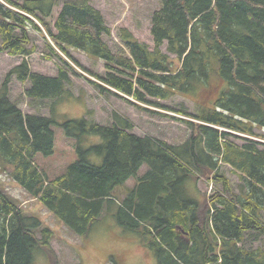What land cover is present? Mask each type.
<instances>
[{
  "label": "trees",
  "instance_id": "1",
  "mask_svg": "<svg viewBox=\"0 0 264 264\" xmlns=\"http://www.w3.org/2000/svg\"><path fill=\"white\" fill-rule=\"evenodd\" d=\"M151 22L153 50L123 29L114 52L103 39L111 30L89 0H0V53L24 57L0 88V171L10 170L20 188L82 237L113 204L118 224L157 264H264V251L243 246L249 232L264 237V143L231 133L258 137L256 130L264 129V0H161ZM29 28L70 71L60 54L86 71L70 50L104 63L106 74L90 83L128 102L153 105L212 88L216 99L211 106L196 103L200 124L180 146L140 137L122 118L111 126L85 117L59 121L55 109L71 94V72L60 68L49 77L30 70L25 58L36 47ZM164 44L179 66L163 53ZM13 75L29 82V101H50L49 117L24 114L10 100ZM54 127L75 141L79 158L51 180L35 160L53 155ZM89 137L100 142L85 146ZM92 155L102 163L91 162ZM222 165L239 175L241 191L231 190ZM143 166L148 169L139 175ZM199 179L222 190L201 202L189 190ZM53 237L0 187V264H35L40 254L58 264Z\"/></svg>",
  "mask_w": 264,
  "mask_h": 264
},
{
  "label": "rangeland",
  "instance_id": "2",
  "mask_svg": "<svg viewBox=\"0 0 264 264\" xmlns=\"http://www.w3.org/2000/svg\"><path fill=\"white\" fill-rule=\"evenodd\" d=\"M92 7L100 11L108 28L110 35L104 36V41L116 52L118 46L122 45L119 38L121 30H128L139 42L146 44L151 50L154 42L151 35L152 16L160 9L161 0H89ZM60 7L54 12L56 17ZM43 19V17H41ZM47 20L54 25L55 19ZM38 23V22H37ZM39 24V23H38ZM28 33L31 45L36 47V52L25 60L30 70L41 75L55 77L59 69L70 71L67 66L47 46L46 41L37 32ZM50 42V39H48ZM51 43V42H50ZM52 44V43H51ZM163 53L175 60V56L167 52V44L162 47ZM71 56L86 70L78 68L70 59L60 54L61 58L71 66L72 79L68 92L71 94L57 103L55 115L59 121L68 119H79L85 117L106 126L115 123L116 118L127 120L132 125L130 132L140 137H150L155 140L165 141L172 146H180L191 138L196 132L195 125L200 124L195 119L196 103L211 106L217 96L216 89H202L199 93L191 96H173L168 101L153 100V105L140 104L132 99L128 102L118 96L102 92L89 80L97 81L93 75L104 76L106 68L99 60L91 59L82 52L70 50ZM24 57L11 56L5 52L0 53V88L4 84L11 70L19 66ZM175 64L178 62L175 60ZM176 65V66H177ZM177 68V67H176ZM29 82L21 83L15 75L11 76L9 84V98L15 102L24 114H39L49 117L50 101L34 103L26 97ZM55 107V106H54ZM55 148L53 155L44 157L37 155L36 165L47 174L49 179H55L62 175L69 165L78 160V152L75 141L67 138L62 129L54 127ZM234 136L249 138L264 143V129H257L258 137L231 132ZM238 145L245 141L232 137ZM100 139L89 137L85 146L99 143ZM90 161L96 164L102 163V158L92 155ZM148 168L143 166L139 175ZM226 178L231 183V190L237 192L243 188L239 175L234 173L228 165H222ZM10 170L0 171V187L8 196L14 200L23 210L26 216L36 217L41 220L43 228H49L53 232L52 248L56 254L58 264H113L111 257H116L115 264H157L152 251L142 247L139 238L132 232L123 229L112 211L113 204L105 205L99 222L96 223L86 237H82L66 228L48 209L40 202L32 199L22 188L10 177ZM135 181L131 179L128 187H133ZM215 184V183H214ZM211 180L199 179L190 184V193L201 202H207L208 198L222 190L221 185H214ZM241 189V190H240ZM125 190H120L123 196ZM264 222V212L260 218ZM264 225V224H263ZM243 246L251 251H264V237L256 235L255 232L246 234ZM35 264H50L46 257L37 255Z\"/></svg>",
  "mask_w": 264,
  "mask_h": 264
},
{
  "label": "crops",
  "instance_id": "3",
  "mask_svg": "<svg viewBox=\"0 0 264 264\" xmlns=\"http://www.w3.org/2000/svg\"><path fill=\"white\" fill-rule=\"evenodd\" d=\"M131 180H129L127 183H129Z\"/></svg>",
  "mask_w": 264,
  "mask_h": 264
}]
</instances>
